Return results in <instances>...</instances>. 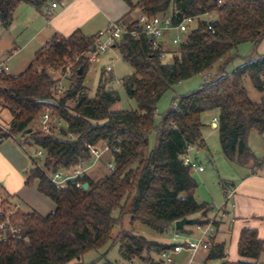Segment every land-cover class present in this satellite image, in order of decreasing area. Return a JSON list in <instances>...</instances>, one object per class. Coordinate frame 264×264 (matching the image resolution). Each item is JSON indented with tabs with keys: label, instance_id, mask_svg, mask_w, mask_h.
Returning a JSON list of instances; mask_svg holds the SVG:
<instances>
[{
	"label": "trees",
	"instance_id": "16d2710c",
	"mask_svg": "<svg viewBox=\"0 0 264 264\" xmlns=\"http://www.w3.org/2000/svg\"><path fill=\"white\" fill-rule=\"evenodd\" d=\"M122 1L129 11L115 21L126 29L116 49L133 69L121 82L137 110H112L119 95L108 87L112 78L103 72L94 97H88L84 78L90 63L83 54L92 49L95 36H85L78 30L67 37L54 34L21 74H0V107L11 117L7 130H0V144L20 137L24 145L42 151V158L30 159L31 169L24 185L31 187L36 182L37 192L55 205L46 216L19 209L8 218L6 228L0 231V264H83L81 259L86 253L113 245H117L119 257L132 264L149 252L161 256L176 245L148 240L136 231L137 225L160 235L170 229L191 234L186 226L210 225L217 229L221 220L210 217L212 206L195 201L198 185L191 177L192 169L183 161L190 147H205V125L201 121L205 112L217 111L220 150L228 161L240 166H255L258 162L264 165L247 143L251 131L264 133V55L244 59L231 73L222 68L210 78L204 76L198 89L173 101L160 124H154L156 105L168 89L205 74L218 61L226 64L239 45L258 46L264 41V0H222L221 4L218 0ZM53 2L60 0H0V25L7 29L20 6L43 11ZM135 9L147 17L170 16L173 25L183 17H216L210 21L201 18L181 44L153 50L145 34L138 30L134 36L130 34L136 26L129 20ZM161 53L166 54L165 59ZM74 55L80 56L76 70L68 88L58 93L54 86L65 73L64 64ZM51 68L55 74H49ZM244 78L263 94L260 102L249 99ZM68 101L74 103L71 108ZM46 110L65 123L58 137L33 129ZM152 132L156 133L155 144L148 150ZM69 134L74 138L69 139ZM104 142L111 147L112 173L97 179L84 174L63 187L51 182L50 174L90 161L86 145ZM76 184H86L87 189ZM0 199L1 207L11 206V197L3 194L1 184ZM126 215L130 216L128 230L123 229ZM5 219L0 215V223ZM182 219L188 220L187 225L176 230L174 223ZM11 228L20 231L11 234ZM237 251L241 260L228 262L224 244L210 241L205 261L260 264L264 240L258 238L256 230L244 228Z\"/></svg>",
	"mask_w": 264,
	"mask_h": 264
},
{
	"label": "rangeland",
	"instance_id": "374dc122",
	"mask_svg": "<svg viewBox=\"0 0 264 264\" xmlns=\"http://www.w3.org/2000/svg\"><path fill=\"white\" fill-rule=\"evenodd\" d=\"M131 1L134 3L136 0ZM16 12H18V9H16L15 13ZM138 14L139 10L135 9L133 12H131L129 20H133L138 16ZM43 15L46 17L44 12ZM215 17V15L209 14L208 16H205L204 19L206 21H210L215 19ZM14 21L15 15L13 16L12 23H14ZM9 34L10 40H12L18 48L23 45L27 37V31L24 30V27L18 25L17 27H14L12 30H10ZM175 34L176 32L172 31L171 36L173 37ZM2 41H0V44L3 43ZM256 54L264 55V41L258 46H255L251 43L241 44L231 52L230 59L226 64L223 62V60L218 61L205 74L195 75L188 80L182 81L172 86L162 95L156 105L154 124L158 126L161 122L162 116L172 106L173 101H175L180 96L186 95L198 89L199 86L204 82L205 77H212L218 70L222 68L225 73H231L243 63L244 59ZM31 57L32 55H30V53H28V51L25 49L22 52L13 54L12 56H10L9 51H4L3 53H0V63L5 62L7 64L11 75H19L22 73V71H24L22 69H26L24 67H27L26 65L29 63ZM108 57H111L112 61L108 60ZM108 65L112 66L111 72L104 71L105 67ZM72 70H76L75 65L73 66ZM102 72L105 75L111 76L112 82L108 85V87L117 91L119 95V101L112 106V110H137L136 103L126 96L121 82L124 77L133 73V69L125 61H123L117 49H111L107 51L105 55L101 56L100 60L89 65L88 72L84 78V85L87 89L86 93L88 97H94ZM71 76L72 74H67L64 80H62V84L65 87L64 90L68 88L70 83L69 81L72 78ZM243 86L252 102H260L263 94L252 86L248 78H244ZM67 105L69 108H71L74 103L72 101H68ZM213 118H217V111H208L202 114L201 121L205 125L202 129V138L205 143V147H190L188 149V153L204 168V172L201 173H198L194 170L191 171V177L198 184L195 193L201 198L205 199V201H202V203L212 205L213 208H219L225 201V193L231 190L230 183L235 179H233V177L237 172H245L247 169L236 163L228 161L222 155L218 140L217 123L213 122ZM10 120L11 117L8 111L3 110L0 113V130L6 131ZM38 121L39 119L33 126L34 130H38L39 128ZM155 138L156 133L152 132L148 139V150L153 149ZM23 143V140L17 137L15 140L10 138L0 144L2 155H5L9 160L8 165H4L0 160V169L5 167L8 171V169L11 168L12 170H16V172L17 167L21 169L16 175L10 171L12 174L10 175V184L8 187L13 189L17 188L19 184H21L24 188H26L27 192L32 191L33 193H30L31 195L28 194L27 197L25 196L26 198H23V202L25 204L31 205L33 207H36V205L39 204L40 206L44 207V209L47 208L48 204H50L51 207L54 205V203L49 199H45L46 201H44V199L42 200V196L37 193V190L35 191V189H33L35 187V182L31 187H26L24 185L25 175L31 169L30 157L34 156L36 149L34 147L24 145ZM247 143L253 155L256 154L258 156H264V133L260 134L256 131H251L248 135ZM109 161L110 156L107 153L101 157V159L93 166L90 171H88L87 174L93 179L100 178L107 173L105 170V164ZM37 196H40V198ZM17 202L20 204L19 208L23 212L28 211V208L23 202L19 200H17ZM123 229H129V223L125 222V220H123ZM185 230L192 231V233L188 234L184 232H178V236L174 237L173 234L175 232L173 229H170L162 235L159 234V238L168 241L170 244L184 243L194 240L202 231L200 228L193 226H186ZM136 231L139 234L142 233L138 229ZM115 234L116 231L114 232L113 236H115ZM144 237H146L148 240H153V238H149L150 236L148 234H144ZM182 254H184V252ZM194 258V264H200L201 260L203 259L200 253L195 254ZM159 261L163 262V264H167L160 255L156 254L155 252H149L148 254L144 255V258H136L131 263L157 264ZM221 261L222 260L219 259L208 260L205 261V264H222ZM81 262L83 264H89L91 262H96L97 264H128L119 257L117 245H113L111 247L108 246L99 251L88 252L82 257Z\"/></svg>",
	"mask_w": 264,
	"mask_h": 264
},
{
	"label": "crops",
	"instance_id": "0c3cea01",
	"mask_svg": "<svg viewBox=\"0 0 264 264\" xmlns=\"http://www.w3.org/2000/svg\"><path fill=\"white\" fill-rule=\"evenodd\" d=\"M49 6L50 5L47 7ZM44 10L37 11L29 5L20 6L18 12L14 13V23L7 29H3L0 25V41L3 40V43L0 44V53L9 51L10 56H12L25 49L33 57L35 52L44 46L54 34L67 37L78 30L85 36H95L98 31L105 29L110 23L124 16L129 11V8L122 0H60L58 6L51 10V15L49 17H44ZM17 25L23 26L24 30L27 31L25 42L20 48L9 38L10 30L17 27ZM171 33L172 32H167L164 36L166 48L171 47ZM108 60L112 61V58L108 57ZM29 63L26 66H28ZM1 65L7 64L4 62L0 63V66ZM0 110L1 112L3 110L7 111L2 107H0ZM188 156L195 163L196 167H203L201 164L197 163L196 159L192 158L189 153ZM257 158L264 160V156L257 155ZM0 160L4 165L9 164L8 158L2 155L1 150ZM243 167L247 170H245V172H237L233 177V179H235L230 183L235 207L228 209V217L221 221L217 229H213L212 238L209 240V243L212 241L215 244H224L226 261L228 262H237L241 260L237 251V243L242 229H254L257 232L258 238L264 240V165L261 166L258 162L255 166L250 164ZM20 170L21 169L17 167V172ZM10 171L15 175L17 174L16 170H12L11 168H9L8 171L5 167L0 169V183L2 184L3 194L10 196L12 203L19 204L17 200L23 202V198H26L28 194L33 192H27L26 188L21 184L13 189L8 187L10 184V175L12 174ZM194 171L201 173L204 172V168L202 171H198L197 169ZM36 184L35 182V187L33 188L35 191ZM41 196L44 197H41L44 201L48 199L43 195ZM37 197L40 198V196ZM194 199L198 204H202V201H205V199L201 198L196 193L194 194ZM25 205L28 211H33L41 216H46L55 210L54 205L50 207V204H48L45 209L39 204L36 205V207ZM124 220L129 223L130 216L126 215ZM137 229L142 232L141 234H143V236L144 234H148L150 236L149 238H153L154 241L170 244L168 241L160 239L159 234L143 225H137ZM175 234L178 233L175 232L173 236ZM182 253L183 252L172 254L173 260L176 263L180 262L179 264H187L190 255L187 252H184V254ZM200 255L203 257L200 264H205L207 252H200ZM194 259L193 257L192 264H194ZM221 262L223 263V260ZM260 264H264V255L260 257Z\"/></svg>",
	"mask_w": 264,
	"mask_h": 264
},
{
	"label": "built area",
	"instance_id": "2783aa9c",
	"mask_svg": "<svg viewBox=\"0 0 264 264\" xmlns=\"http://www.w3.org/2000/svg\"><path fill=\"white\" fill-rule=\"evenodd\" d=\"M222 0H218V4H221ZM58 3L53 2L50 4L49 7H46L44 10L45 16L49 17L51 15V10L56 8ZM208 16V15H205ZM205 16H195V17H183L180 22L176 25L172 24L170 16H155V17H147L143 14H138L137 17L133 19L136 23L134 27V31L130 32L133 36L135 35L136 31L138 30L142 34H145L150 41V46L153 50H164L166 48L164 36L167 32H176V34L171 37L170 45H179L184 42L191 30H193L198 21ZM208 29L213 32L212 26L208 25ZM126 33L125 26L121 24H117L115 22L110 23L105 29L100 30L95 35V41L92 46V49L87 53L83 54L85 59L91 64L98 60H100L101 56L105 55L107 51L111 49H116L117 45L120 43L123 35ZM162 59L166 58V54L161 53ZM80 56L74 55L70 62L64 64V75L61 76L60 81L54 86V90L58 93L64 90V85L62 84V80L67 76V74H72L75 72L72 70L75 62L78 61ZM105 72H111L112 66L108 65L104 69ZM49 74H55V69L51 68L48 70ZM9 68L7 65L0 66V74L8 75ZM70 76V75H69ZM213 122L217 123L216 118H213ZM39 129L42 133L48 134L51 136L58 137L59 136V129L65 126V123L60 120L59 118L53 117L50 111L46 110L43 112L38 121ZM17 137L12 138L15 140ZM69 139H73L74 136L72 134L68 135ZM24 141V140H23ZM25 143V141H24ZM87 149L89 150L91 159L89 162L80 161L77 166L71 170H60L53 174H50V180L53 184L63 187L67 180L73 178L77 180L81 178L84 174H87L93 166L103 157L105 154L111 153V147L107 143H99L97 145H86ZM117 150V149H113ZM43 153L42 151L38 150L35 152L33 157L34 158H42ZM183 161L186 165H188L192 170L197 169L198 171H202L203 167L199 166L196 167L195 163L189 158L188 153L183 156ZM105 170L108 173H112L114 171V165L112 162H107L105 164ZM77 187H81V184H76ZM1 200V199H0ZM1 202V201H0ZM19 204L12 203L9 208H3L0 206V215L6 217L5 221L0 223V231H4L8 224V218L14 214L15 211L19 210ZM233 202V193L232 190L225 193V201L219 208H214L211 212L212 220H225L228 217V209L234 208ZM7 209V210H5ZM200 228L202 231L201 233L192 241L178 243L174 246L173 250L162 252L161 258L167 264H179L173 260L172 254H178L181 252H187L190 257L187 261V264H192L193 257L195 254L200 252H208L210 243L209 240L212 238L213 235V228L210 225L207 226H196ZM20 231L19 228H11V234H16ZM178 234H175L174 237H177ZM3 235L0 233V239Z\"/></svg>",
	"mask_w": 264,
	"mask_h": 264
},
{
	"label": "water",
	"instance_id": "95a60500",
	"mask_svg": "<svg viewBox=\"0 0 264 264\" xmlns=\"http://www.w3.org/2000/svg\"><path fill=\"white\" fill-rule=\"evenodd\" d=\"M79 74H80V70H79ZM254 156L257 157L256 154H255ZM74 181H75V179L70 178V179L67 180V183H73ZM82 189H83V190H86V189H87V185H86V184H83ZM187 223H188V220H187V219H182V220L176 221V222L174 223V228H175L176 230H180V229H182L185 225H187Z\"/></svg>",
	"mask_w": 264,
	"mask_h": 264
}]
</instances>
